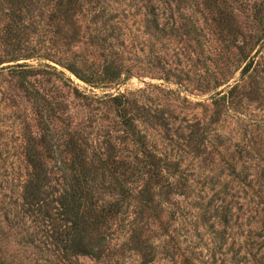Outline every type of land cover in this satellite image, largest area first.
<instances>
[{
  "label": "rangeland",
  "instance_id": "1",
  "mask_svg": "<svg viewBox=\"0 0 264 264\" xmlns=\"http://www.w3.org/2000/svg\"><path fill=\"white\" fill-rule=\"evenodd\" d=\"M145 261L264 264V0H0V264Z\"/></svg>",
  "mask_w": 264,
  "mask_h": 264
},
{
  "label": "trees",
  "instance_id": "2",
  "mask_svg": "<svg viewBox=\"0 0 264 264\" xmlns=\"http://www.w3.org/2000/svg\"><path fill=\"white\" fill-rule=\"evenodd\" d=\"M128 123L129 122L127 121L126 125H129ZM29 162L30 165L35 167L36 170L30 175V179L25 185L24 199L27 200V205L32 207L33 205H38L40 203V193L42 191L44 177L41 157H30ZM74 162L76 164H80L83 161L80 159V157H75ZM73 182L74 184L72 185L77 186V188L71 186V191L66 193V195H64L62 200L59 202L64 212L67 214H72L71 217L75 219L72 221V231L76 233V235L73 237V239H71L69 247L67 248V246H65L66 248L64 249L67 251L66 253L71 252L74 256H95V249L98 246H94L92 243H87L84 236L79 234V231L87 223L88 219H92L95 224H97L102 221L104 215L109 214L112 211L110 208L106 210L103 209L100 215H96V209L91 203V200L88 199L87 193L85 196H83V189L81 186L82 184L79 179L74 177ZM128 192V189L120 186L118 195L121 199H125ZM117 205L118 204H115V206ZM113 206L114 204L111 205V207ZM83 207L86 208V211H84L85 209H82ZM56 242H60V244H62L63 240L61 238L60 240L56 239ZM143 264H149V262L145 261Z\"/></svg>",
  "mask_w": 264,
  "mask_h": 264
}]
</instances>
